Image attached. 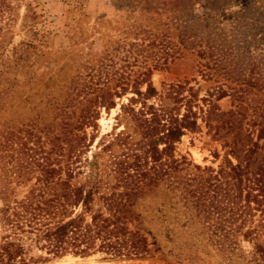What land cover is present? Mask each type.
Returning a JSON list of instances; mask_svg holds the SVG:
<instances>
[{
    "label": "rangeland",
    "instance_id": "1",
    "mask_svg": "<svg viewBox=\"0 0 264 264\" xmlns=\"http://www.w3.org/2000/svg\"><path fill=\"white\" fill-rule=\"evenodd\" d=\"M147 82L170 107L176 84L199 99L226 94L215 102L224 117L208 118L196 102L203 114L175 144L177 170L154 182L130 111ZM74 148L99 167L105 195L124 204L116 215L125 226L160 249L114 260L34 249L49 259L34 264L223 263L212 233L244 231L261 215L248 222L249 186L264 185V0H3L0 184L18 200L38 192L37 164L64 165ZM54 181L47 198L63 193Z\"/></svg>",
    "mask_w": 264,
    "mask_h": 264
},
{
    "label": "trees",
    "instance_id": "2",
    "mask_svg": "<svg viewBox=\"0 0 264 264\" xmlns=\"http://www.w3.org/2000/svg\"><path fill=\"white\" fill-rule=\"evenodd\" d=\"M192 89L181 84L170 86L167 93L175 96L173 107L163 101L164 98L151 82L146 83L144 91L135 92L136 99L132 100L136 101L135 104L139 103L140 108H131L130 111L141 136L136 145L138 150L148 155L152 163V173L145 174L152 182L159 176L177 170L179 163L174 158L175 144L188 132L198 129V119L203 114L197 101L207 104L208 118L224 117V114L218 113L215 102L226 97L225 93L215 97L209 93L206 98L199 99L197 92H192ZM181 92H188V96H183ZM176 108H183L184 113H174ZM259 139L260 136L257 141ZM80 154L74 148L65 164L60 165L57 161L55 167L44 160V163L37 162L40 166L37 181L42 183V188L38 192L31 189L23 199L11 198L13 193L6 185L0 184V264L49 261L47 257L34 258V249L46 252L52 259L68 254L86 259L98 252L104 254L106 260L143 258L160 249L158 246L155 250L150 249V246H156L154 237L150 243L138 230L131 231L125 226L122 218L116 215L124 204L114 199L113 195H105L99 167L91 160H82ZM182 160L185 163L184 157ZM86 166H89L87 171ZM234 168H241L240 162ZM25 170L29 174L34 169L28 163ZM79 175H84L83 182L76 181ZM53 179L54 182L61 180L63 193L60 198L46 197V188ZM138 188L134 184L131 190ZM247 196L252 200L248 199L247 202L250 211L248 222L254 224L255 215L252 211L260 210L259 223L241 232L220 228L212 233L213 246L223 259L221 264H264V185L261 187L252 182ZM128 199L127 196L125 202ZM250 203L254 206H250ZM102 208L109 212L108 216ZM241 242L248 244L249 249L244 250Z\"/></svg>",
    "mask_w": 264,
    "mask_h": 264
},
{
    "label": "bare ground",
    "instance_id": "3",
    "mask_svg": "<svg viewBox=\"0 0 264 264\" xmlns=\"http://www.w3.org/2000/svg\"><path fill=\"white\" fill-rule=\"evenodd\" d=\"M100 122H101L102 124H104L105 120H104V119H102Z\"/></svg>",
    "mask_w": 264,
    "mask_h": 264
}]
</instances>
